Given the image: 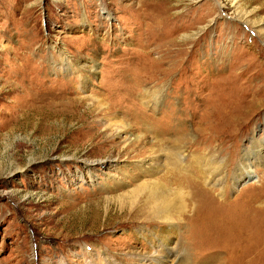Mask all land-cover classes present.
I'll return each mask as SVG.
<instances>
[{"label": "rangeland", "instance_id": "obj_1", "mask_svg": "<svg viewBox=\"0 0 264 264\" xmlns=\"http://www.w3.org/2000/svg\"><path fill=\"white\" fill-rule=\"evenodd\" d=\"M145 89L162 95L157 110ZM163 140L188 164L226 161L212 208L240 197L264 218V158L231 188L245 148L264 146V0H0V264H131L148 253V235L167 228L144 190L121 196L144 178L192 190L193 176L173 177L167 161L144 169ZM201 216L169 227V264H264L263 227L240 261L223 238L201 246Z\"/></svg>", "mask_w": 264, "mask_h": 264}, {"label": "bare ground", "instance_id": "obj_2", "mask_svg": "<svg viewBox=\"0 0 264 264\" xmlns=\"http://www.w3.org/2000/svg\"><path fill=\"white\" fill-rule=\"evenodd\" d=\"M180 54H178V56H180ZM177 60L176 63L172 65V67H176L177 65H179L178 62L180 61ZM148 61L149 63H145L144 66L147 65L149 67H152L155 65L152 61ZM180 67L182 69L183 65H181ZM165 72L166 71H164L163 73ZM152 74L154 75H149V80H152V76H155V72H153ZM154 89L156 90L157 88ZM86 90L87 84L84 80H82V94L85 93ZM151 93V89L144 90V102L148 106L151 105L154 110H157V107L159 106V104H161V98L163 99V97L160 94L156 97ZM204 121L206 122L205 125L208 127L209 133H207L205 129L206 133H204L203 136H212L213 125L211 124H213V121H210L209 119H205ZM118 130L120 131H118L116 134L119 136H121V132H125L124 127H120ZM164 143L165 145L163 146ZM159 146L161 149L158 154L160 155L148 157V159H146L144 163H142V165H144V169L147 172L157 170L160 167H165L164 163L167 161L171 166L170 170L173 177H180L182 176V173L183 175L189 174L193 176V180L191 181L190 186L192 187V190H186V188H183L181 186H176L174 188L169 187L168 185L162 184L159 180L158 182L155 181L153 184H151L144 178V182H140L135 190L128 191L121 196L127 198L128 200L132 199V202H134V195L136 194L134 192H140V190H144V205L147 209L148 214L151 217H154L156 220L161 221V223H164L165 227L167 228L163 232L157 230L153 232V234H150V236L148 235V237L150 238L149 241L151 242V244L149 245L150 251L144 255L137 256V259L131 262V264H169L170 261H172L170 259L172 257L176 258L177 256L174 253L173 248L170 247L171 242L169 238V231L171 229L169 227H173V229L178 230V226L182 224L185 216L187 217V219L189 217L190 221H193L195 219H198L201 215L204 217L201 216V224H199L201 225L200 229L204 228L209 232L207 235H205L206 233L203 231L205 238L202 239L204 244L201 246H204L207 242L210 241L212 246L209 248V250H212V248H215V243H222L221 241L223 238L224 240H226L224 249L229 251L231 248L229 242L233 243V252L237 250L236 256H239V260L242 261L243 253L249 254L254 244L258 242V234H260L259 227L264 228V218H262V211H254L252 209V203L250 201L245 203L240 202V197L231 202H228V204H224L226 205L224 207L214 206L215 209L212 208L213 203L211 198L209 197L210 192H216V189L218 190L217 194L221 193L222 195V193L224 192L223 184L228 177V174L225 170L226 166L224 164L226 161L217 162V159L215 160L214 155H210V157L201 155V157H194L192 162L188 164L185 162L186 156L181 149L175 148L172 145H170L169 147L164 140L160 142ZM203 152L205 153V151ZM263 158L264 146H262L261 144L254 143L250 144L249 147H246L243 154H241V157L238 158V162H235L236 164H234V170L231 172V188L233 189L238 183H241L242 181L253 180V172H257V167L260 166ZM241 205H244V207L239 208V206ZM258 207L263 210L264 203H259ZM211 211H217V215L213 214L215 212H212L213 216L212 214L206 216L207 212ZM246 211L248 215L245 218L242 215L244 214L243 212ZM162 233L165 235L162 236L165 237L163 239L160 238ZM213 234L217 238V241L211 242V240L209 239L214 238L211 237ZM224 234H226L229 238L225 239L223 237ZM198 245L200 246V244H197L196 246L198 247ZM104 259L105 257L100 260L98 259L100 261V264H107ZM250 260L252 259L247 260L248 264L252 263V261Z\"/></svg>", "mask_w": 264, "mask_h": 264}]
</instances>
